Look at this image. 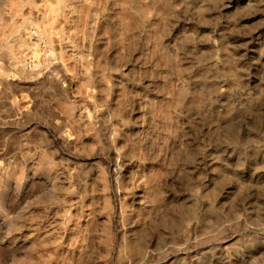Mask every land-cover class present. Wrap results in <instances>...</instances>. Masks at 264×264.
Wrapping results in <instances>:
<instances>
[{
	"label": "rangeland",
	"instance_id": "obj_1",
	"mask_svg": "<svg viewBox=\"0 0 264 264\" xmlns=\"http://www.w3.org/2000/svg\"><path fill=\"white\" fill-rule=\"evenodd\" d=\"M0 264H264V0H0Z\"/></svg>",
	"mask_w": 264,
	"mask_h": 264
}]
</instances>
